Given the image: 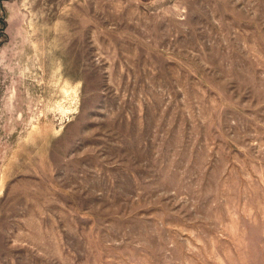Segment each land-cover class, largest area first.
Listing matches in <instances>:
<instances>
[{
	"label": "rangeland",
	"instance_id": "374dc122",
	"mask_svg": "<svg viewBox=\"0 0 264 264\" xmlns=\"http://www.w3.org/2000/svg\"><path fill=\"white\" fill-rule=\"evenodd\" d=\"M0 264H264V0H0Z\"/></svg>",
	"mask_w": 264,
	"mask_h": 264
}]
</instances>
